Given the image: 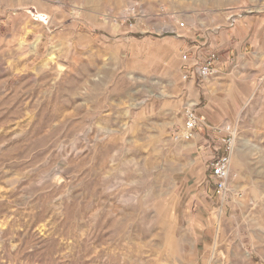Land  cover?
<instances>
[{
  "label": "rangeland",
  "instance_id": "rangeland-1",
  "mask_svg": "<svg viewBox=\"0 0 264 264\" xmlns=\"http://www.w3.org/2000/svg\"><path fill=\"white\" fill-rule=\"evenodd\" d=\"M248 16L264 0H0V264H264V68L228 192L173 138L182 53Z\"/></svg>",
  "mask_w": 264,
  "mask_h": 264
},
{
  "label": "crops",
  "instance_id": "crops-1",
  "mask_svg": "<svg viewBox=\"0 0 264 264\" xmlns=\"http://www.w3.org/2000/svg\"><path fill=\"white\" fill-rule=\"evenodd\" d=\"M263 26L264 19L248 16L229 31L200 36L193 46L182 53L180 71L183 76L193 66L203 64L210 52L219 53L214 76L205 80L183 79L185 83L188 82L185 90L195 94L192 105L197 114L205 119L204 125L197 129L194 139L190 141V151L195 155L191 163L193 170L197 171L195 189L200 194L205 190L207 170L212 161L221 155L217 151L221 145L214 128L240 121L245 106L242 98V91L246 88L244 84L249 87L257 81L259 69L264 68V43L255 29ZM202 243L203 250L207 251L208 242Z\"/></svg>",
  "mask_w": 264,
  "mask_h": 264
},
{
  "label": "built area",
  "instance_id": "built-area-1",
  "mask_svg": "<svg viewBox=\"0 0 264 264\" xmlns=\"http://www.w3.org/2000/svg\"><path fill=\"white\" fill-rule=\"evenodd\" d=\"M183 26V25H182ZM219 61V55L216 52H210L201 65H195L183 76L184 80L196 78L205 80L214 76L217 73L216 65ZM205 119L199 116L195 108L188 107L184 112V125L181 131L173 134L175 141L190 142L194 139L198 128L204 125ZM218 134L219 143L221 145V155L216 157L211 165V181L215 188L221 192H228L229 185L232 179V157L235 153L238 140V131L232 125H223L214 128Z\"/></svg>",
  "mask_w": 264,
  "mask_h": 264
},
{
  "label": "water",
  "instance_id": "water-1",
  "mask_svg": "<svg viewBox=\"0 0 264 264\" xmlns=\"http://www.w3.org/2000/svg\"><path fill=\"white\" fill-rule=\"evenodd\" d=\"M37 18H39L40 21H43L44 23H47L49 18L45 15H37Z\"/></svg>",
  "mask_w": 264,
  "mask_h": 264
}]
</instances>
